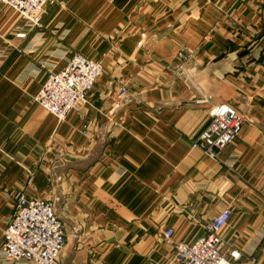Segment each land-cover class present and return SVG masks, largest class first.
Wrapping results in <instances>:
<instances>
[{
  "label": "crops",
  "instance_id": "obj_1",
  "mask_svg": "<svg viewBox=\"0 0 264 264\" xmlns=\"http://www.w3.org/2000/svg\"><path fill=\"white\" fill-rule=\"evenodd\" d=\"M42 23L18 39L0 5V248L23 196L60 219L61 264H173L163 231L193 242L224 209L234 264H264V0H49ZM75 52L103 72L58 122L34 97ZM221 104L243 123L213 159L191 144Z\"/></svg>",
  "mask_w": 264,
  "mask_h": 264
},
{
  "label": "built area",
  "instance_id": "obj_2",
  "mask_svg": "<svg viewBox=\"0 0 264 264\" xmlns=\"http://www.w3.org/2000/svg\"><path fill=\"white\" fill-rule=\"evenodd\" d=\"M49 0H0V5L16 12L20 25L14 36L23 39L26 27L41 29L42 15ZM190 54L180 50L175 57L174 72L183 78L188 77L185 67ZM103 67L96 61L75 52L66 66L58 71H49L41 85L34 102L52 114L58 122L66 119L86 102L88 93L102 75ZM116 97L128 101L130 94L127 83L119 86ZM210 121L191 146L201 149L204 154L215 159L217 154L231 143L239 134L243 117L238 110L228 104L210 108ZM84 129L82 135H87ZM54 160L62 161L63 154L54 149ZM230 217V210L224 209L212 216L203 226L204 234L193 242L178 241L173 238L172 229L163 231L166 246L172 253L173 264H234L243 258L236 249H228L221 232ZM3 243L0 254L10 264H61L59 256L65 246L62 223L56 216L51 203L45 199H26L20 196L14 212L1 229ZM264 250V241L262 243ZM254 262L255 258L251 257Z\"/></svg>",
  "mask_w": 264,
  "mask_h": 264
},
{
  "label": "rangeland",
  "instance_id": "obj_3",
  "mask_svg": "<svg viewBox=\"0 0 264 264\" xmlns=\"http://www.w3.org/2000/svg\"><path fill=\"white\" fill-rule=\"evenodd\" d=\"M22 31L24 32L25 30H22ZM24 33H25V32H24ZM25 34H26V33H25ZM215 106H217V105H215ZM212 107H214V106H212ZM212 107H211V108H212ZM209 110H210V109H209ZM209 121H210V120H209ZM205 128H206V127H205ZM201 133H202V132H201ZM201 133H200V134H201ZM200 134H199V135H200ZM199 135H198V136H199ZM198 136H197V137H198Z\"/></svg>",
  "mask_w": 264,
  "mask_h": 264
}]
</instances>
